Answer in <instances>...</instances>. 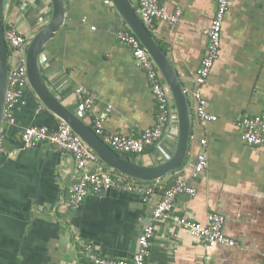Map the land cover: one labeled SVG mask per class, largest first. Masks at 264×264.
<instances>
[{
	"label": "crops",
	"instance_id": "crops-1",
	"mask_svg": "<svg viewBox=\"0 0 264 264\" xmlns=\"http://www.w3.org/2000/svg\"><path fill=\"white\" fill-rule=\"evenodd\" d=\"M61 26L43 46L39 65L58 100L78 116L75 88L93 95L80 116L94 131L102 119L106 133L136 134L155 121V101L144 71L117 33L130 30L110 0H63ZM137 8L138 0H131ZM171 12L169 24L156 18L147 28L170 58L183 83L191 109V137L180 166L155 180L158 188L181 177L195 189L179 194L173 212L201 222L208 213L224 215L223 232L235 246L208 245L171 220H153L151 204L130 193L102 190L68 204V187L78 171L71 153L40 143L25 148L21 132L31 125L55 129L61 120L27 85L14 109L15 120H2L0 136V264H92L81 250L131 259L143 227L153 223L147 264H261L264 247V141L250 145L240 138L237 121L264 113V0H231L222 22L220 47L202 87L205 109L216 120L198 123L194 79L206 51L216 0H161ZM50 0H5L3 24H13L28 42L49 21ZM131 31V30H130ZM15 55L9 52V63ZM171 106L175 111L173 100ZM172 120L162 138L131 159L154 165L168 159L177 139ZM205 138L207 165L191 177L198 139ZM109 170L102 161L91 166Z\"/></svg>",
	"mask_w": 264,
	"mask_h": 264
},
{
	"label": "built area",
	"instance_id": "built-area-1",
	"mask_svg": "<svg viewBox=\"0 0 264 264\" xmlns=\"http://www.w3.org/2000/svg\"><path fill=\"white\" fill-rule=\"evenodd\" d=\"M161 0H138L137 12L148 27L153 25L156 18H161L169 24H174L181 15L179 8L169 12L161 5ZM110 4V0H104ZM231 0H216V9L213 18L206 28V51L197 69L194 79V112L198 123L204 124L216 120V116L205 109V99L202 87L207 81L211 67L218 56L220 35L223 18ZM4 37L9 52L15 55L9 63L7 86L2 110V120L13 123L14 109L28 85L26 70V49L28 39L13 24L4 26ZM120 42L127 45L134 57L135 64L140 67L149 82L150 90L155 101V121L151 126L142 129L137 134L106 133L103 130L102 119L94 120V132L105 143L118 153L143 154L146 148L157 143L165 133L168 125L174 120L175 111L171 106V93L160 70L151 58L137 36L130 30H121L117 33ZM77 110L80 116L89 112L94 101V95L84 86L75 88ZM237 125L240 128V138L247 144L260 145L264 141V113L242 116ZM23 146L34 147L40 143L53 145L71 153L75 160L78 176L68 187V204L77 206L92 192L102 190H118L137 196L141 202L151 204L153 220H171L180 224L191 235L197 237L202 243L213 245L216 243L235 246L234 239L223 232L224 215L219 212L208 213L205 222L193 220L173 212V203L179 194L193 195L195 189L187 180L176 177L168 186L160 190L154 181H143L131 178L113 169L107 171L92 168L99 161L96 153L76 134L63 119L55 129L43 125H31L21 132ZM198 151L192 164L191 177H196L207 165L205 138L198 139ZM4 151L3 137L0 136V152ZM154 236L153 223L145 225L137 238V249L131 259L100 256L89 251L86 245L81 251L86 254L92 264H147L150 255L151 243ZM204 264H214L205 261ZM261 264H264V247L261 252Z\"/></svg>",
	"mask_w": 264,
	"mask_h": 264
},
{
	"label": "water",
	"instance_id": "water-1",
	"mask_svg": "<svg viewBox=\"0 0 264 264\" xmlns=\"http://www.w3.org/2000/svg\"><path fill=\"white\" fill-rule=\"evenodd\" d=\"M0 0V123L9 70V49L4 37L3 3ZM52 13L47 24L30 39L26 49V70L28 85L41 103L55 115L63 119L72 130L96 153L105 167L143 181H154L177 169L186 157L191 137V109L187 93L170 58L151 34L140 18L131 0H112L113 5L137 36L160 70L174 103L177 139L171 156L161 163L146 165L125 154L113 150L93 129L74 111L63 105L51 92L42 75L39 55L46 42L53 37L62 24L64 1L50 0Z\"/></svg>",
	"mask_w": 264,
	"mask_h": 264
},
{
	"label": "trees",
	"instance_id": "trees-1",
	"mask_svg": "<svg viewBox=\"0 0 264 264\" xmlns=\"http://www.w3.org/2000/svg\"><path fill=\"white\" fill-rule=\"evenodd\" d=\"M125 155H127L128 157L131 158L132 154H128V153H125Z\"/></svg>",
	"mask_w": 264,
	"mask_h": 264
}]
</instances>
